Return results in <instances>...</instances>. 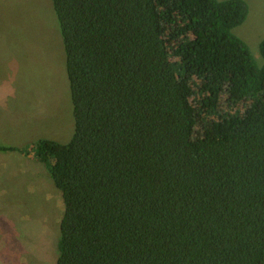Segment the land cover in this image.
I'll return each mask as SVG.
<instances>
[{"label":"trees","instance_id":"16d2710c","mask_svg":"<svg viewBox=\"0 0 264 264\" xmlns=\"http://www.w3.org/2000/svg\"><path fill=\"white\" fill-rule=\"evenodd\" d=\"M52 2L74 135L0 153L61 192L56 264H264V63L232 32L247 2Z\"/></svg>","mask_w":264,"mask_h":264},{"label":"rangeland","instance_id":"374dc122","mask_svg":"<svg viewBox=\"0 0 264 264\" xmlns=\"http://www.w3.org/2000/svg\"><path fill=\"white\" fill-rule=\"evenodd\" d=\"M223 1V0H220ZM232 32L264 63V0H245ZM75 132L66 55L52 0H0V144H67ZM0 153V264H56L65 206L47 168L26 153ZM34 159V160H33ZM14 179L7 190L6 176Z\"/></svg>","mask_w":264,"mask_h":264},{"label":"crops","instance_id":"0c3cea01","mask_svg":"<svg viewBox=\"0 0 264 264\" xmlns=\"http://www.w3.org/2000/svg\"><path fill=\"white\" fill-rule=\"evenodd\" d=\"M17 154H18V152H9L8 154H4L3 158L6 159V160H3L4 164H7L8 162L12 163L10 161L12 159V156L18 157ZM35 162H38V161L36 160ZM38 163H40V162H38ZM5 176H6V181H7V185H8L7 190H11V184L14 182V179H12L10 176H7V175H5ZM0 191H2L1 186H0Z\"/></svg>","mask_w":264,"mask_h":264}]
</instances>
